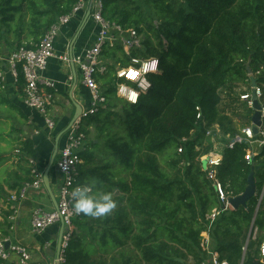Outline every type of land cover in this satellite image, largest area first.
<instances>
[{
  "label": "trees",
  "instance_id": "1",
  "mask_svg": "<svg viewBox=\"0 0 264 264\" xmlns=\"http://www.w3.org/2000/svg\"><path fill=\"white\" fill-rule=\"evenodd\" d=\"M77 2L0 0V42L14 50L25 44L32 48ZM104 16L142 34L143 46L132 57L157 58L160 68L148 75L151 88L132 104L117 95V86L135 85L116 75L117 66L128 67L131 57L121 46L103 53L108 72L99 83L107 101L82 122L87 144L78 175L81 185H93L90 195L97 189L110 192L116 207L104 217L84 215L74 221L77 230L69 240L66 264H187L191 259L200 264L206 258L201 236L210 224L206 217L222 210L215 180L235 198L245 192L252 173L256 196L212 223L211 249L231 264H260L258 248L264 239L255 240L256 251L248 244L245 252L243 236L254 219L264 230V197L256 210L264 187V150L254 158L260 166L256 170L248 162V144L225 148L211 179L200 161L208 148L195 150L205 130L200 128L194 139L192 133L199 129V114L232 135L239 130L237 121L251 119L252 111H243L246 106L235 88L246 82L248 62L251 71L262 70L257 83L264 86V0H104ZM3 92L0 81V106L14 113L19 124L11 131L16 134L12 154H0V163L12 157L15 167L0 184L4 204L10 190L33 180L29 159L36 156V147L24 129L28 116ZM223 104L238 111L233 112L240 116L237 121L227 116ZM169 151L167 171L159 158ZM123 172L130 178L120 177ZM10 212H4L6 218ZM127 244L138 260L130 250L110 261L97 256Z\"/></svg>",
  "mask_w": 264,
  "mask_h": 264
},
{
  "label": "built area",
  "instance_id": "2",
  "mask_svg": "<svg viewBox=\"0 0 264 264\" xmlns=\"http://www.w3.org/2000/svg\"><path fill=\"white\" fill-rule=\"evenodd\" d=\"M90 8V19L97 25V33L92 45L75 56H71L68 52L57 54L55 44L62 29L68 27L79 16L87 14L86 12ZM143 40L144 36L139 34L135 28L124 29L116 22L108 20L104 16V0H78L72 12L61 16L47 30L38 44L32 48H29L25 44L7 56H0V81L2 88L6 86L5 77L7 73L10 72L11 78L16 84L20 82V76H23V103L26 108L35 111L43 118L46 128L50 131L56 128V122L50 116V107L54 103V94L48 91V89L54 88L55 84L52 80L44 77L50 59L58 58L67 65H76L79 68L81 81L90 93V106L88 109L83 110L81 118L68 130L64 145L58 154L59 160L56 165L61 175V184L57 197L58 207L53 210H46L43 207L37 206L31 212V225L36 234H42L56 224L64 228L61 253L54 260L53 264H66V250L69 246V240L73 232L77 230L74 220L84 216L82 213L77 214L74 209L72 191L75 187L82 186L79 181L78 167L82 163L80 154L85 150L87 140V135L83 131L82 122L85 119L95 116L107 101L99 83V77L108 72V67L104 63L108 61L103 58V53L105 49H113L121 46L123 52L131 57V64L128 67L117 66L116 75L119 79L125 80V82L133 83L135 87L127 83H120L117 86V95L128 101V91H135L139 94L138 101L140 94L147 92L151 88L148 75L159 72L160 68L157 58L141 59L132 57V52L143 46ZM153 60L158 61L156 70L145 72V65L150 64ZM261 71V69L255 72L252 70L248 73L246 82L240 84L242 92L239 93L237 90L240 95V100L253 113L251 119L245 120V124L236 134H224L219 125H209V123L202 120L201 114L197 117L201 121L198 125L199 129L202 128L205 130L204 140H208L209 142L204 145H196L195 150L199 152L208 148V151L202 155L200 161L201 165L203 161L207 162V169L205 171L211 179H215L216 168L222 164V155L225 148L233 149L239 144H248L250 148L248 162L250 164H253L254 158L264 150V86L257 83V78L260 76ZM254 82L256 85L253 84ZM121 85L124 86V91L120 90ZM256 100L261 106L260 114L262 121V125L258 127V133L254 132L253 128L255 124L252 121ZM35 133H39V130H36ZM187 140L185 138L182 141L187 142ZM183 150L184 148L181 146L179 152L181 153ZM29 164L33 180L25 182L17 190L9 191L5 210H11V214L8 216L10 221L19 218V205L31 192H38L45 189L44 173L37 167L36 160L34 158L29 159ZM215 186L222 204V210L214 209L206 217L210 224L201 234V236L204 234L202 236V252L206 254V258L200 264H231L227 260H222L220 255L211 249L212 239L210 230L213 225L212 223L222 212L232 208L229 200L234 198L229 197L228 193H226L217 180H215ZM260 196L256 210L259 209L264 197V188ZM254 221L255 219L251 224L249 238L256 240L259 228L254 224ZM248 244L249 241L244 248L245 252ZM258 249L259 262L260 264H264V241L260 243ZM14 256L18 259V262L13 261ZM0 264L35 263L32 261V254L28 247L14 242L9 237H3L0 239ZM187 264L197 263L191 259ZM241 264H243V261Z\"/></svg>",
  "mask_w": 264,
  "mask_h": 264
},
{
  "label": "crops",
  "instance_id": "3",
  "mask_svg": "<svg viewBox=\"0 0 264 264\" xmlns=\"http://www.w3.org/2000/svg\"><path fill=\"white\" fill-rule=\"evenodd\" d=\"M85 18H86V14L81 15L77 18V20L72 21L71 24L68 27H66L67 31H70L75 25H77L75 34H72L70 37H67V36L59 37L58 36L56 40V44H55L57 54L68 52V54H70L71 56H75L77 54L82 53L85 49L89 48L92 45L96 37L97 25L90 18L87 21V23L84 25ZM87 26H88V29L90 30V32L87 33L89 37L87 39L86 44L83 46V48L78 49V45L80 43L79 40L84 30L87 28ZM72 32L73 30H71V33ZM79 32H80V35L74 42L75 37L77 36ZM81 45L82 44L80 43V46ZM56 74L58 76L63 75L64 80L59 81L58 78L55 76ZM44 77L52 80V82H54L55 84L54 88L48 89V91L54 94V102L56 103V105L53 103L52 105L53 107L51 106L52 108L50 107V113L52 114L54 112L55 114L53 115L55 116L60 115L59 116L60 119L59 121H57L58 124H56V128L59 126L60 128L58 129L55 128L51 131L48 130L47 128L41 129L40 125L37 123V119H39V117L40 118L42 117L33 110H30L25 107L24 108L21 107L29 118V121L27 124L29 123L33 125L35 124V127L28 126V125L25 126L24 129L26 130V134L32 137L33 141H34V135H38V137L41 140L44 139L43 141L47 140L46 141L48 144L47 151L50 149L47 158L40 156L38 154V146L36 145L37 143H35L34 141V144L36 147V156L34 157V159L36 160L37 167L40 170H42L43 173H45V171L47 170L51 162V159H52V156L55 150V142H56L57 137L66 130V128L69 126L70 122L72 121L74 117V114L76 111L74 103L80 104L83 110L88 109L91 103L90 93L88 89L85 88V86L83 85L81 81V75L79 72V68L76 65L74 64L67 65L61 62L58 58H52L48 62L47 70L44 73ZM18 85L23 90V85L21 86L20 83H18ZM21 93L20 95H18V101L20 104L24 105ZM237 112L238 111H236L235 113ZM237 117H240V116L237 114V116L235 117L236 118L235 121H237ZM29 129H31L32 133L34 132L32 136L29 134ZM36 130H39V133H35ZM61 130H64V131L60 133ZM66 133L60 139L59 151L61 147L64 145V141H65L64 138L66 136ZM52 137H54L55 140H52ZM192 138L194 139L195 137H192ZM86 144H87V140H86ZM55 164L56 163H54V167L49 172V179H50V186H51L52 193L57 201L59 187L61 184V175L58 169L56 168ZM54 169H55V172L53 171ZM52 171L54 172L53 175H52ZM1 205L5 209V207L7 206V203H4V204L2 203ZM37 206L43 207L46 210L55 209L54 200L51 198V195L49 194L46 188L38 192H31L29 196L20 203L19 218L17 220L10 221L9 222L10 224H6L4 226L5 232L0 231V239L3 237H9L14 242L21 243L25 245L26 247H28L30 253L32 254V261L35 264H53L54 260L57 258V244H58V239H59V235L61 231V226L58 225V229L55 234L56 235L55 244H52L50 242V240L54 239V238H50V236H52L53 233L51 234L47 233V231L51 227L48 228L42 234H36L33 231L32 225H31V212ZM43 237L47 239L50 238V240L47 243H44L43 241H41ZM48 250L53 252L52 259L50 257L51 255L49 254L50 251L48 252ZM13 261L18 262V259L14 256Z\"/></svg>",
  "mask_w": 264,
  "mask_h": 264
},
{
  "label": "rangeland",
  "instance_id": "4",
  "mask_svg": "<svg viewBox=\"0 0 264 264\" xmlns=\"http://www.w3.org/2000/svg\"><path fill=\"white\" fill-rule=\"evenodd\" d=\"M89 26V25H88ZM88 26L87 28L84 30L79 42L82 44L80 46V43L78 45V49H81L83 48V46L86 44L87 42V39H88V35L87 33L90 32V30L88 29ZM76 28H77V25H75L71 30H73V32L71 33V30L70 31H67L66 28L62 29V32L59 34V37L60 36H67V37H70L72 34H75V31H76ZM71 33V34H70ZM157 41V40H155ZM14 51V48H10L9 46H7L4 42H0V55L2 56H7L9 53L13 52ZM59 81H63L64 80V77L63 75H55ZM5 88H3V94L7 97V98H10L11 100H13L15 103L19 104L20 107L24 108L25 106L23 104H20L19 101H18V95H22V99L24 98L23 96V91L22 89L20 88V86L18 84H16V82H14V80L11 78V74L10 72L7 73L6 77H5ZM20 83V82H19ZM61 83V82H60ZM236 91L238 90V92H242V87L240 84H237L236 85ZM238 92H236V95L238 94ZM226 91L223 93V97H225L224 99H226ZM54 104L56 105V103L54 102ZM53 107V106H52ZM51 107V108H52ZM26 108V107H25ZM222 108L226 109L225 108V105L223 104L222 105ZM247 108L246 107H243V111L246 110ZM226 113H227V116L230 118L232 117L233 120L235 119V115H233V111L236 112V110H233L231 108H227L226 109ZM245 112V111H244ZM253 113V112H251ZM55 114L54 112L51 114L50 113V116L55 120L56 124H58L57 121H59V116L58 115H53ZM245 115V113H244ZM0 116H2V118H0V154H7V155H11V151L13 150L14 146H13V143L15 142V137H16V134H12L11 131L13 130V128H15L14 126L18 127L19 124L16 120H14L12 118V116H15L14 113L12 112H8L7 111V108L6 107H3V106H0ZM18 117V116H17ZM37 123L40 125V128L41 129H44L46 128L45 124H44V121H43V118H40L37 119ZM65 124V123H64ZM226 124H228L226 122ZM234 124L236 125V123L234 122ZM245 124V121L244 120H240L237 121V127L240 129L241 127H243V125ZM28 126H32V127H35V125L33 124H28ZM60 128L57 127L56 129ZM64 130H61L60 133H62ZM34 133V132H33ZM31 129H29V134L32 136L33 135ZM59 133V134H60ZM197 134H200V129H197L196 132L192 133V137H195ZM91 138V137H90ZM95 136L92 137V139H94ZM65 139V138H64ZM44 140V139H43ZM41 140L38 135H34V141L35 143H37L36 145L38 146V154L40 156H43L45 158L48 157V153L50 151V149L47 151V148H48V144H47V140L43 141ZM52 140H55L54 137H52ZM209 142L208 140H204L202 141V144L204 145L205 143ZM47 151V152H46ZM45 153V155H44ZM171 154V151L167 152L164 156H160L159 158V161H160V164H161V167L163 169H166L167 171H169V162H167L168 160V157L166 155H169ZM59 160V157L56 158V164H57V161ZM13 161H12V157L10 159H7V160H4L3 162L0 163V184H4L5 182V179L8 177V174L11 172V171H14L15 167L13 166ZM55 164V165H56ZM184 164V163H183ZM55 172V169L53 170ZM52 171V175H53V172ZM120 177H123V178H127L129 179L130 177L125 173H121L120 174ZM5 185V184H4ZM7 188V187H6ZM264 188V187H263ZM261 197V196H260ZM2 202H0V231H4L5 228V224L4 222H6V220L8 222H10L8 216L7 218L5 216L6 213L4 212H9L7 211V209L5 210L4 207L1 205ZM260 208V207H259ZM234 209V208H233ZM3 212V213H2ZM3 214V215H2ZM221 216V214L218 216V218ZM217 218V219H218ZM75 221V220H74ZM4 224V226H3ZM250 228H251V225L250 227L248 228V230H246L244 236H243V242L245 243L244 245L246 246L247 242L249 241V244H252V247L251 249L253 251H256V245L254 244L255 240L253 238H249V234H250ZM58 229V225H53L48 231L47 233L51 234L53 233L52 236H50V238H54L52 240L47 239V238H42L41 241H43L44 243H47L49 240L52 244H55V240H56V231ZM204 235V234H203ZM202 235V236H203ZM212 239V238H211ZM257 240L259 239H264V230L262 229H259V233L257 235ZM212 242V241H211ZM212 245V244H211ZM123 250H130V252H132L131 254L135 257V260H138V254L136 251L133 252L132 250V246H130L129 244L126 245L125 249H116L113 250V251H110L108 253H105V252H102L100 251L99 253H97V256H99L100 258H107L108 261H110L112 259V257L114 256L115 258H120V252H122ZM50 250H48L49 252ZM49 255L51 257V259L53 258V252H49ZM258 257V256H257ZM190 260V259H189ZM189 262V261H188Z\"/></svg>",
  "mask_w": 264,
  "mask_h": 264
},
{
  "label": "water",
  "instance_id": "5",
  "mask_svg": "<svg viewBox=\"0 0 264 264\" xmlns=\"http://www.w3.org/2000/svg\"><path fill=\"white\" fill-rule=\"evenodd\" d=\"M90 14H91V8L88 10V12L86 14V18L84 20V25L89 20ZM79 35H80V32L75 37L74 42L79 37ZM246 67H247L248 71L251 72L250 62L247 63ZM253 84L256 85L255 82ZM74 106L76 108L74 117H73L72 121L70 122L69 126L66 128V130L57 137L56 142H55V150H54V153H53L51 162H50L47 170L44 173V185H45V188L47 189V191L49 192V194L51 195V198L54 200L55 208L58 207V204H57V201H56V199H55V197H54V195L52 193V190H51L50 179H49V172L54 167L55 160H56V158L58 156V153H59V142H60L61 137L83 115V108H82V106L80 104H78V103H74ZM260 109H261V106H260L259 102L256 100L255 101V106H254L255 112H254V114L252 116V121L255 124V126L253 128L255 133H258V127H260L262 125ZM202 167H203L204 170L207 169V162L206 161H203L202 162ZM56 168L58 169L57 165H56ZM253 169L258 170V169H260V166L257 165V164H254L253 165ZM254 196H256V182H255V179H254V174L252 173L250 175V177H249V185H248L247 189L245 190V192L242 195H240V196H237L235 198H231L229 201H230L231 206L234 209H238L241 206L246 207L247 204H248V202ZM63 233H64V228L62 226L61 227V231H60V235H59V239H58V244H57V257H59V255L61 253L62 241H63Z\"/></svg>",
  "mask_w": 264,
  "mask_h": 264
},
{
  "label": "clouds",
  "instance_id": "6",
  "mask_svg": "<svg viewBox=\"0 0 264 264\" xmlns=\"http://www.w3.org/2000/svg\"><path fill=\"white\" fill-rule=\"evenodd\" d=\"M158 61H151L146 64L144 71H155ZM121 91H124V86L121 85ZM138 93L135 91H128L127 99L132 104L137 102ZM58 157V156H57ZM93 192V185L85 184L77 186L72 191L73 206L77 214H84L91 217H104L108 215L115 207V201L112 199L110 192L96 190V195H90Z\"/></svg>",
  "mask_w": 264,
  "mask_h": 264
}]
</instances>
